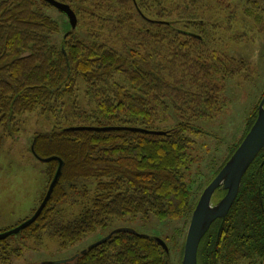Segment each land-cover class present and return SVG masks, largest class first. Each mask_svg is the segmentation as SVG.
Segmentation results:
<instances>
[{
  "label": "trees",
  "instance_id": "1",
  "mask_svg": "<svg viewBox=\"0 0 264 264\" xmlns=\"http://www.w3.org/2000/svg\"><path fill=\"white\" fill-rule=\"evenodd\" d=\"M57 1L68 4L78 19L77 28L66 31L60 45L51 41V36L61 34V26L46 13L49 4L0 0V149L4 139L19 131V118L39 110L55 126L50 133L34 136L35 153L63 161L48 204L20 234L37 243L44 237L56 239L67 249L127 217L186 218L190 223L196 205L185 172L194 165L188 152L192 136L202 131L196 123L217 119L227 104L225 83L251 69L247 61L215 50L223 32L238 43L254 41L251 32L236 30L232 11L224 22L207 15L211 3L228 10L236 0ZM243 14L244 26L250 24L264 36V0H245ZM81 87L87 99L82 106ZM257 116L258 109L209 183ZM173 118L178 122L172 128L160 129ZM78 126L132 127L166 135L67 131ZM58 165L56 160L48 163L46 190L20 224L42 203ZM91 180L97 182L89 197L86 182ZM224 195L218 190L215 200ZM74 204L85 206L78 216L65 219L64 206ZM183 250L184 245L179 264ZM263 261L261 152L226 219L216 221L202 239L198 264ZM60 264H170V253L152 236L119 231Z\"/></svg>",
  "mask_w": 264,
  "mask_h": 264
},
{
  "label": "rangeland",
  "instance_id": "2",
  "mask_svg": "<svg viewBox=\"0 0 264 264\" xmlns=\"http://www.w3.org/2000/svg\"><path fill=\"white\" fill-rule=\"evenodd\" d=\"M229 5L231 8L226 10V7L218 8L215 3H211V12L207 13L208 17L224 22L229 16L228 12L232 11L238 23L236 30L239 33L248 30L251 32L249 35L255 37V40L238 43L231 39V33L223 32L218 37L220 39L215 50L247 61L251 69L225 83L223 97L227 104L217 119L196 123L202 131L192 136L194 142L188 152L194 159V165L185 172L195 205L206 185L228 156L231 147L246 134L248 122L259 109L264 98V36L259 35L250 24L247 27L244 26L247 24L243 14L245 0L231 1ZM45 11L61 26V34L51 36L52 43L60 45L65 32L72 29L71 24L68 18L57 9L48 7ZM83 91L84 88L81 87L78 93L81 106L87 104ZM18 120L19 131L4 139L0 149V234L13 230L32 214L47 186L45 173L48 163L39 161L33 155L31 148L34 136L50 133L54 129V122L48 115L41 114L39 110L25 114ZM177 122L176 118H173L172 121L160 126V129H170ZM96 182L95 180L86 182L90 187L89 197L93 194ZM84 206L77 204L69 208L64 206L67 209L65 219L70 220L78 216ZM189 224L186 218L161 221L153 215L147 219L141 216L127 217L121 221H111L107 228L98 229L67 249H63L56 239L49 237H44L37 243L33 239H23L21 234L12 235L0 241V264H42L66 261L122 230H132L165 241L169 248L170 264H179Z\"/></svg>",
  "mask_w": 264,
  "mask_h": 264
},
{
  "label": "water",
  "instance_id": "3",
  "mask_svg": "<svg viewBox=\"0 0 264 264\" xmlns=\"http://www.w3.org/2000/svg\"><path fill=\"white\" fill-rule=\"evenodd\" d=\"M49 4L51 7L57 9L63 13L69 20L71 28L75 30L78 25V19L72 8L65 3L57 0H42ZM67 131H91V132H108V131H130L139 132L149 135L163 136L166 135L164 131L145 130L140 128L132 127H94V126H78L70 127ZM33 155L41 162L49 163L56 160L58 162V168L55 176L48 188L46 196L42 203L37 208L36 212L32 217L19 224L13 230L0 234V241L6 240L12 235L20 234L22 231L30 227L42 214L46 205L48 204L54 189L61 177L63 161L58 157L51 158H40L32 145ZM261 152H264V98L262 99L259 109L258 116L252 125L251 129L233 153L230 159L226 162L224 167L218 172L215 178L205 187L199 201L192 213L190 224L188 226L183 258L181 264H198V250L200 243L204 236L208 233L211 226L218 220H225L228 216L233 204L235 203L239 194L243 178L255 162ZM224 190L225 195L220 200L216 201V194L218 190ZM124 232H134L132 230H122ZM111 237V236H110ZM109 237V238H110ZM106 239L92 245L96 247L104 243ZM161 247L169 253L167 244L160 239H156ZM70 260V259H69ZM68 261V260H66ZM66 261L55 262L56 264L65 263ZM264 264V261L263 263Z\"/></svg>",
  "mask_w": 264,
  "mask_h": 264
}]
</instances>
